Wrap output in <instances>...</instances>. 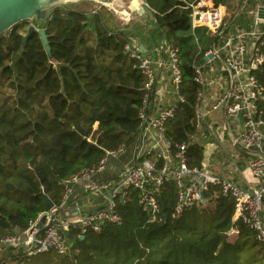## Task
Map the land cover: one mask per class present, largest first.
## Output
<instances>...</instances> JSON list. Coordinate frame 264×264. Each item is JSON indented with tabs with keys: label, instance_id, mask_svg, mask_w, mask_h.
<instances>
[{
	"label": "trees",
	"instance_id": "trees-1",
	"mask_svg": "<svg viewBox=\"0 0 264 264\" xmlns=\"http://www.w3.org/2000/svg\"><path fill=\"white\" fill-rule=\"evenodd\" d=\"M145 1L151 9L148 26L139 31L144 37L117 26L104 5L91 12L52 10L43 26L51 57L38 30L23 45L29 21L0 35V238L48 211L45 195L58 205L65 179L107 151L125 146L126 156L134 154L146 79L125 52L129 37L155 55L164 44L178 48L186 100L166 125L172 152L197 132L199 84L192 66L201 62L212 37L194 40L188 3L195 0ZM213 1L231 7V0ZM244 6L233 24L246 19V8L258 12L264 0ZM257 75L264 86V65ZM187 155L190 165L201 166L204 145L193 142ZM138 194L133 191L122 206L121 223L82 236L72 230L69 253L42 252L25 264H264V246L249 227L239 223V233L228 234L234 225L231 198L211 193L205 205L174 218L176 191L169 183L158 195L161 212L151 221Z\"/></svg>",
	"mask_w": 264,
	"mask_h": 264
},
{
	"label": "built area",
	"instance_id": "built-area-1",
	"mask_svg": "<svg viewBox=\"0 0 264 264\" xmlns=\"http://www.w3.org/2000/svg\"><path fill=\"white\" fill-rule=\"evenodd\" d=\"M188 7L193 33L205 27L212 37L201 62H194L192 66L194 80L199 84L194 106L195 135L179 144L175 152L166 138L167 122L174 118L178 104L186 100L178 48L164 44L155 55L142 49L138 38L129 37L125 52L134 59V66L146 79L139 112L138 144L133 156L128 162L120 159L126 152L125 146H121L107 151L98 163L65 179L58 205L30 220L25 229L0 238V260L15 253L19 259L11 264H25L38 253H69L72 230L82 236L89 230L99 232L106 224L121 223V208L135 190L142 209L155 221L161 212L158 195L169 183L174 184L176 191L172 217L181 216L195 205H205L211 193L220 194L233 200L234 225L228 234L239 233L237 224L243 223L264 246V108L261 106L264 86L257 75L264 65V16L258 10L249 29L238 28L232 32L222 5L213 0H195L189 2ZM213 113L220 119L208 117ZM216 126L228 135L223 141L224 155L231 158L234 165L247 163L251 175L257 179L255 184L243 186L231 176L213 171L204 160L201 166L189 164L187 151L190 144L197 142L196 134L200 129L204 128L209 138L221 140L219 132L214 133ZM231 150L239 156L238 161L231 157ZM204 154V159L214 156L213 150L205 147ZM111 158L118 161L114 163ZM107 165L114 170L120 166V169L113 177L95 181L94 176ZM77 187L85 193L100 195L103 202L93 212H82L76 206L77 216L70 218L66 210Z\"/></svg>",
	"mask_w": 264,
	"mask_h": 264
},
{
	"label": "rangeland",
	"instance_id": "rangeland-1",
	"mask_svg": "<svg viewBox=\"0 0 264 264\" xmlns=\"http://www.w3.org/2000/svg\"><path fill=\"white\" fill-rule=\"evenodd\" d=\"M126 2H124V5H123V8H120L121 9V14L126 18V19H120L118 18L115 14V11H112V13L114 14V17H115V24L119 27H125L127 26L128 28H131L133 29L134 33H139V31H143L144 30V27L148 26V14H147V10L148 9H145V8H136L135 7V3L138 2L140 0H125ZM145 1V0H144ZM146 2V1H145ZM245 2L246 0L244 1V3L241 5V2L240 0H231V3H230V6L231 7H228L227 10H226V13H225V18L227 19V21L229 22L230 24V28L232 29V32H235L237 31L238 28H243L244 30H247L249 29L253 23H254V20H255V16H256V12H257V9H253V10H248L246 8V19L243 18L244 20L243 21H240L238 22L237 24H233V20H234V17L235 15L237 16L238 13H242L245 9ZM62 7H65V8H76V9H81L83 11H87V12H91L93 11L94 9H97L99 8L101 5L100 3L96 2L95 0H70L69 2H67L66 0L62 3L61 5ZM260 12V11H259ZM43 19L39 18L37 15L34 16L33 19H31L29 21V25L28 27L31 25V24H35L36 26H41V24H43ZM207 28L205 27H199L195 30V33H193V36H194V40H196V37L199 39V40H202V39H205L207 37ZM141 35V34H140ZM142 36V35H141ZM140 37V36H139ZM144 37V36H142ZM141 38V37H140ZM203 130H201L202 132ZM217 131L221 132L222 129L219 128L218 130L215 129L214 133L216 134ZM200 132V133H201ZM208 134V132H207ZM221 134V133H220ZM219 135V134H218ZM228 137L227 133L224 131L223 132V138L226 140ZM199 140V139H198ZM201 141V140H200ZM128 156H126L125 153H123L121 156H120V159L122 160H126ZM233 159H237V157H234L233 155L231 156ZM110 161L116 163L118 160L117 159H114V158H111ZM110 166L107 165V167L105 168L104 171L96 174L94 176V180L97 181V182H102L104 181L110 174H112L113 176L115 175L114 172H112L110 170ZM112 176V177H113ZM93 196V197H101L100 195H92V194H89V193H86V197L88 196ZM19 259V255L13 253L11 254L10 256L8 257H5L3 259L0 260V264H11L13 262H15L16 260Z\"/></svg>",
	"mask_w": 264,
	"mask_h": 264
},
{
	"label": "water",
	"instance_id": "water-1",
	"mask_svg": "<svg viewBox=\"0 0 264 264\" xmlns=\"http://www.w3.org/2000/svg\"><path fill=\"white\" fill-rule=\"evenodd\" d=\"M65 0H0V35L9 31L13 26L19 24L23 21H30L34 18V16H38L43 19V24L41 26H36L35 24H31L28 27L27 34L23 38V45L26 44L29 36L35 31L38 30L40 34V38L43 42L45 50L48 52L49 57H51V47L49 44V39L45 32L43 26L47 18L50 16L51 11L56 7H62V3ZM69 2L70 0H66ZM100 3V5H104L108 7L110 10L115 11V15L120 19H126L121 14V9L123 8L125 0H115L116 2L105 1V0H95ZM248 2L246 0L245 4ZM136 8H145L151 9L147 2L144 0H140L139 3L136 2ZM124 9V8H123ZM120 10V11H119ZM260 15L264 16V6L260 7ZM142 49L145 50V47L142 45ZM46 204L49 209L54 207L53 202L45 195L44 196Z\"/></svg>",
	"mask_w": 264,
	"mask_h": 264
},
{
	"label": "crops",
	"instance_id": "crops-1",
	"mask_svg": "<svg viewBox=\"0 0 264 264\" xmlns=\"http://www.w3.org/2000/svg\"><path fill=\"white\" fill-rule=\"evenodd\" d=\"M105 1H111L113 3L116 2L115 0H105ZM208 117L212 118V120L220 119V116L215 115V113H213L212 115L210 114ZM220 126H216V129L218 130ZM201 130L203 131L201 132ZM223 131L224 129H222L221 132L218 131L220 139L222 140V141L219 140V142H217L216 139L214 138H209L207 136V131H205L204 128L200 129L198 133L196 134L197 142L203 144L205 148L211 149L214 152L213 158L212 159L205 158L204 163L209 164L210 168L215 172L231 176L234 180H236L239 184L243 186L248 187L252 184H255L257 179H255L251 175L248 169L247 163L238 162L237 165H234V163H232L231 158H228L224 155L226 151L224 150V147H223V141H225V139L223 138ZM231 152H232L231 155H233L234 157H237V159L239 158V156L236 153H233L235 152L234 150H231ZM131 157L128 156L126 160L124 159L123 161L128 162L131 159ZM113 166L115 167L117 165L113 163ZM119 167L120 166H118V168H116L115 170L113 168H111L110 170L116 173V170L120 169ZM112 176L113 175L110 174L107 178L112 177ZM85 195L86 193L80 187H77L75 189V193L71 197L69 205H68V209L66 210V214L68 215V217L76 218L77 216L75 212L76 206H79L82 212H93L102 205L103 201L101 197H93L90 195L86 197Z\"/></svg>",
	"mask_w": 264,
	"mask_h": 264
}]
</instances>
